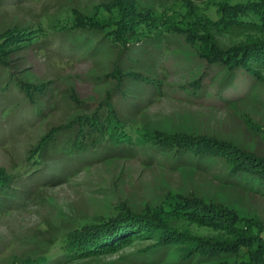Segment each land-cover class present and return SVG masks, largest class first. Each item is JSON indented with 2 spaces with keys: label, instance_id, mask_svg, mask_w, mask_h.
I'll use <instances>...</instances> for the list:
<instances>
[{
  "label": "rangeland",
  "instance_id": "1",
  "mask_svg": "<svg viewBox=\"0 0 264 264\" xmlns=\"http://www.w3.org/2000/svg\"><path fill=\"white\" fill-rule=\"evenodd\" d=\"M136 1L140 7L158 8L163 13L173 3L181 6L188 2ZM191 1L198 6L208 2ZM101 2L0 0V33L16 27H36L44 16L54 20L60 14L75 11L92 17ZM94 36L95 39L103 37L98 31ZM242 36V33L227 34L222 41L230 45ZM60 43L61 39L54 37L44 46L50 48ZM164 45V50L155 53V61L153 52L151 57L138 58L136 64L156 75L164 85L161 95L157 94L133 122L166 134L216 136L254 149L253 128L246 120L264 128V80L258 81L244 71L230 74L219 65L208 64L182 35L167 37ZM53 50L51 47L49 54H45L38 46L25 47L8 58L11 74L25 83L49 88L41 100L50 105L45 120L28 124L35 117L31 103L20 92L12 91L11 86L12 93L5 97L9 101H0V172L15 176L14 187L19 190L14 192L15 202L0 211V264H17L50 255L64 244L73 230L116 218L124 208L145 214L167 207L178 195L199 198L235 211L243 218L264 222V196L227 182L222 163L198 168L158 147L154 157L143 149L133 157L93 159L81 164L64 158L52 165H43L41 172L28 177L22 167L40 140L51 129L67 126L81 115L93 113L114 85L107 75L118 61L117 48L111 51L103 48L93 58L84 52ZM2 76L7 77L5 71ZM197 82L203 88L201 96L193 93ZM145 92L150 94L151 90L148 88ZM125 115L123 112L122 116ZM261 143L264 147V140ZM56 174L64 181L52 183ZM41 175L44 176L39 179ZM191 229L198 236L215 235L206 229ZM149 244L150 241L136 242L115 254L81 264L192 262L182 259L173 249L143 251Z\"/></svg>",
  "mask_w": 264,
  "mask_h": 264
},
{
  "label": "trees",
  "instance_id": "2",
  "mask_svg": "<svg viewBox=\"0 0 264 264\" xmlns=\"http://www.w3.org/2000/svg\"><path fill=\"white\" fill-rule=\"evenodd\" d=\"M195 5L191 0L181 6L173 3L163 13L158 8L140 7L136 0H103L92 17L67 12L54 20L41 17L36 27L0 33V101H9L5 97L12 93L11 86L12 91L20 92L33 109L35 118L28 124L46 119L50 104L41 99L49 88L25 83L11 74V54L33 46L45 54L53 47V51L84 52L91 58L103 48L118 51L116 66L107 75L114 85L103 103L93 113L51 129L27 156L22 169L28 177L41 172L43 165L64 158L81 164L93 159L133 157L143 149L154 157L158 147L198 168L222 163L227 182L264 196V128L251 120L246 123L253 128L254 149L216 136L166 134L133 122L157 94L161 95L164 85L136 64L138 58L151 57L153 52L155 61V53L165 49L164 41L172 35L184 36L208 64L219 65L230 74L244 71L258 81L264 80V0H208L205 6ZM97 31L102 33L101 39L94 38ZM237 33L243 34L241 40L230 45L222 41L223 36ZM54 37L61 39L60 45L44 46ZM2 71L7 79H3ZM194 85L193 93L203 95L200 82ZM148 88L150 94L145 92ZM123 112L128 113L123 117ZM59 180L64 181L54 176L52 183ZM15 182V176L0 172V211L15 202L14 192L19 191ZM165 207L145 214L124 208L116 218L69 232L64 244L50 255L17 264H81L146 241L150 244L143 251L173 249L191 264H264L263 221L183 195L168 203L169 210ZM192 227L215 235L198 236Z\"/></svg>",
  "mask_w": 264,
  "mask_h": 264
}]
</instances>
